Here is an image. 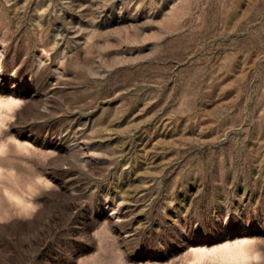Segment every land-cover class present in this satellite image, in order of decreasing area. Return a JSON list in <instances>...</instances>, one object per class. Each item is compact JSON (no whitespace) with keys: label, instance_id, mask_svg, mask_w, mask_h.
Returning a JSON list of instances; mask_svg holds the SVG:
<instances>
[{"label":"rangeland","instance_id":"1","mask_svg":"<svg viewBox=\"0 0 264 264\" xmlns=\"http://www.w3.org/2000/svg\"><path fill=\"white\" fill-rule=\"evenodd\" d=\"M0 264H264V0H0Z\"/></svg>","mask_w":264,"mask_h":264}]
</instances>
